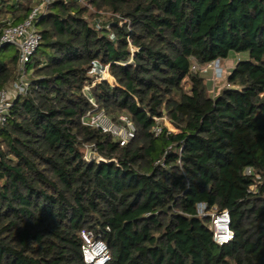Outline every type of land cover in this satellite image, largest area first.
I'll use <instances>...</instances> for the list:
<instances>
[{
    "label": "trees",
    "instance_id": "1",
    "mask_svg": "<svg viewBox=\"0 0 264 264\" xmlns=\"http://www.w3.org/2000/svg\"><path fill=\"white\" fill-rule=\"evenodd\" d=\"M41 2L0 0V18ZM36 26L28 90L0 125V264H86L83 231L107 264H264V0H50ZM10 46L0 91L19 75ZM231 53L212 94L193 65ZM98 110L133 138L85 124Z\"/></svg>",
    "mask_w": 264,
    "mask_h": 264
},
{
    "label": "built area",
    "instance_id": "2",
    "mask_svg": "<svg viewBox=\"0 0 264 264\" xmlns=\"http://www.w3.org/2000/svg\"><path fill=\"white\" fill-rule=\"evenodd\" d=\"M50 0H42L35 6L29 16L22 22L15 23L11 16L0 19V48L4 45H12L18 51L19 75L16 80L12 81L6 88L0 91V125H3L7 119L12 101L17 95L25 94L28 90L27 65L31 61V57L36 52L41 42V34L39 33L36 21L39 14L44 10L45 5ZM220 61H214L206 66L193 65L194 71L207 73L209 69L217 70ZM91 74L99 75L95 82L103 80V75L108 72V66L100 67L97 63L92 66ZM94 82V83H95ZM93 83V84H94ZM85 94L90 98V86L84 89ZM85 124L98 127L104 132L111 133L120 139V144H126L134 136L135 128L131 122L126 125H117L105 114L103 110H98L88 114ZM160 129H157L159 132ZM204 206H200V210H204ZM214 240L223 245L233 238L230 229V217L228 211L213 214ZM81 237L84 241L83 256L86 264H107L111 258L107 244L96 239L90 231H83Z\"/></svg>",
    "mask_w": 264,
    "mask_h": 264
},
{
    "label": "rangeland",
    "instance_id": "3",
    "mask_svg": "<svg viewBox=\"0 0 264 264\" xmlns=\"http://www.w3.org/2000/svg\"><path fill=\"white\" fill-rule=\"evenodd\" d=\"M91 9V12L93 13H96L97 10L94 9V8H90ZM104 16V17H103ZM110 17H115V15H113L111 12L109 13H105L102 15V18L103 20L105 21H109L111 20ZM6 18V17H5ZM0 19H3V18H0ZM94 19H97V17H94ZM102 20V21H103ZM6 55H10L12 53L15 52V48L14 46H10L9 49L6 51ZM243 56V54H237V53H231V55L229 56V58L227 60H223L220 62L219 64V67L216 68L218 69V72L217 70H214V69H209L207 73L203 74L206 76V79L208 81V83H210V91L212 94H216L218 93L223 87H226L227 86V82H226V77H227V74L228 72L234 67L236 61L238 60V58H241ZM109 75V72H107L105 75H103V80H107L109 81L110 83L113 82L112 79H110L108 77ZM108 78V79H107ZM186 86H188V83L186 84ZM123 120H125V118H122ZM117 124V123H115ZM165 124L172 130V131H176L171 125L170 123L165 120ZM117 125H124V124H117ZM90 155L92 156L93 159H96L98 160L99 157L97 155H93L90 153H88V158L90 159Z\"/></svg>",
    "mask_w": 264,
    "mask_h": 264
},
{
    "label": "water",
    "instance_id": "4",
    "mask_svg": "<svg viewBox=\"0 0 264 264\" xmlns=\"http://www.w3.org/2000/svg\"><path fill=\"white\" fill-rule=\"evenodd\" d=\"M90 153L93 154V155L95 154V155H97V156L99 157V155H98L97 153H95V152H92V151H91ZM90 159H93L91 155H90ZM100 159H101V158L99 157L98 160H100Z\"/></svg>",
    "mask_w": 264,
    "mask_h": 264
},
{
    "label": "crops",
    "instance_id": "5",
    "mask_svg": "<svg viewBox=\"0 0 264 264\" xmlns=\"http://www.w3.org/2000/svg\"><path fill=\"white\" fill-rule=\"evenodd\" d=\"M109 76H110V74H109ZM113 80V79H112ZM111 83H113V82H111Z\"/></svg>",
    "mask_w": 264,
    "mask_h": 264
}]
</instances>
